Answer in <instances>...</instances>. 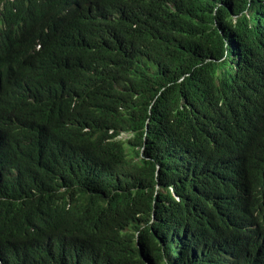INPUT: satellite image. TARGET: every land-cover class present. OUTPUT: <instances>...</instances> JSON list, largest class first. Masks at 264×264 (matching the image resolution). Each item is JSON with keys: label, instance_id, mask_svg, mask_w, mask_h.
Returning a JSON list of instances; mask_svg holds the SVG:
<instances>
[{"label": "trees", "instance_id": "obj_1", "mask_svg": "<svg viewBox=\"0 0 264 264\" xmlns=\"http://www.w3.org/2000/svg\"><path fill=\"white\" fill-rule=\"evenodd\" d=\"M0 264H264V0H0Z\"/></svg>", "mask_w": 264, "mask_h": 264}, {"label": "clouds", "instance_id": "obj_2", "mask_svg": "<svg viewBox=\"0 0 264 264\" xmlns=\"http://www.w3.org/2000/svg\"><path fill=\"white\" fill-rule=\"evenodd\" d=\"M252 139V135L249 133H246L242 139H241V143L238 145V148L236 149V151L241 152L242 150H244L250 143Z\"/></svg>", "mask_w": 264, "mask_h": 264}, {"label": "rangeland", "instance_id": "obj_3", "mask_svg": "<svg viewBox=\"0 0 264 264\" xmlns=\"http://www.w3.org/2000/svg\"><path fill=\"white\" fill-rule=\"evenodd\" d=\"M123 137H127V135L126 134H123Z\"/></svg>", "mask_w": 264, "mask_h": 264}]
</instances>
